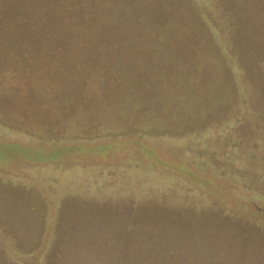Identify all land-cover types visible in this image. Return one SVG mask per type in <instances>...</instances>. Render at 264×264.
Listing matches in <instances>:
<instances>
[{"label":"rangeland","instance_id":"1","mask_svg":"<svg viewBox=\"0 0 264 264\" xmlns=\"http://www.w3.org/2000/svg\"><path fill=\"white\" fill-rule=\"evenodd\" d=\"M9 39L0 34V120L7 123L0 127V256L7 254L6 243L15 246L21 260L28 259L25 264L31 256L33 264H57L69 249L85 259L97 253L100 242L116 241L109 223L123 224L122 212L127 216L136 209L141 216H152L145 220H154L158 228L169 226L174 209H187L192 223L187 221V233L175 236L187 243L188 260L218 264L215 260L230 253L232 264H244L251 253L249 264H257L264 257V172L259 171L264 156L254 157L247 146L235 150L227 139L204 136V109L195 107L214 101L204 92L222 87L218 72L183 63L120 70L119 76L125 77L116 88L126 94L122 109L129 113L130 106L135 108L130 117L136 120V130L120 137L110 125L114 109L104 106L100 111L95 100L93 106L92 94L74 98L77 116L73 108H64L73 85L47 79L42 62L29 67L30 51L12 47ZM31 68L35 72L29 76ZM199 88L200 95L195 93ZM238 91L247 92L246 85L239 83ZM53 103L57 106L51 110ZM163 113L167 119L157 125ZM58 124L64 127L60 135L55 133ZM47 128L54 132L48 137ZM188 134L196 136L188 140ZM243 161L250 169H240ZM128 167L139 171L120 170ZM148 182L151 186L142 188ZM174 188L187 193V203L177 206L170 195H141ZM83 191L113 192L80 202ZM118 191L139 194L132 192L129 203L115 197ZM175 223L170 225L176 228ZM79 242V249L58 247Z\"/></svg>","mask_w":264,"mask_h":264},{"label":"trees","instance_id":"2","mask_svg":"<svg viewBox=\"0 0 264 264\" xmlns=\"http://www.w3.org/2000/svg\"><path fill=\"white\" fill-rule=\"evenodd\" d=\"M0 34L10 37L11 46L22 45L30 51L29 67L42 62L47 79L73 85L67 95L70 101L64 102V108L76 109L73 101L76 96L83 99L92 94L93 106L95 100L100 111L104 106L114 109L116 118L110 125L115 127L112 130L121 132L120 137H127L123 133L136 124L130 117L131 109L135 108L130 106L129 113L122 109L126 94L116 88L125 77L119 76L120 70L126 72L148 64L208 66L214 69V75L219 73L223 83L221 88L204 92L213 102L201 106L193 103L206 113L203 112L201 121L206 124L204 136L227 139V144H234L235 150L247 146L254 157L264 156V0H0ZM157 51L168 53L159 57L151 54ZM34 72L31 68L29 76ZM239 83L246 85L247 92L239 94ZM91 88L97 89L95 93ZM201 90L195 93L200 95ZM113 97L115 101L111 104ZM56 104L50 106L51 110ZM90 105L81 107L93 112ZM75 109L72 113L77 116ZM167 116L163 113L157 125ZM2 124L7 123L0 120V127ZM62 127L58 124L55 133L60 135ZM44 130L46 137L54 133L52 128ZM137 136L148 137L143 133ZM195 136L186 137L189 140ZM175 138L171 140L185 139ZM245 162L239 166L241 170L250 169L249 164L244 166ZM230 163L237 169L235 161ZM120 170L139 171L135 167ZM142 185V188L151 186L149 182ZM174 190L144 191L141 195H170L177 206L187 203V193H178L179 188ZM112 192L105 195L83 191L79 198L80 202H87L88 198L110 196ZM132 192L139 194L118 191L115 197H124L131 203ZM137 211H129L127 216L122 212L125 221L121 225L109 223L110 231H116V241L100 242L96 245L97 253L85 259L69 249L64 251L69 255H61L57 264H202L199 259H187V243L175 236L187 233V221L191 222L187 219V209H174L171 220L167 221L169 226L158 228L153 225L154 220H145L152 216H141ZM173 221L176 228L170 225ZM78 244L62 243L58 247L79 249ZM5 246L7 254L0 256V264H25L28 260H21L22 255L12 244ZM250 254L246 255L244 264L254 259ZM33 258H29L30 264ZM218 260H215L218 264H232L234 256L229 253ZM257 264H264V257Z\"/></svg>","mask_w":264,"mask_h":264}]
</instances>
